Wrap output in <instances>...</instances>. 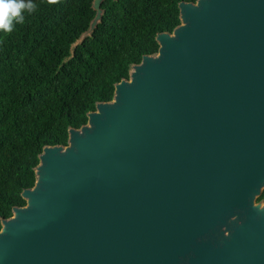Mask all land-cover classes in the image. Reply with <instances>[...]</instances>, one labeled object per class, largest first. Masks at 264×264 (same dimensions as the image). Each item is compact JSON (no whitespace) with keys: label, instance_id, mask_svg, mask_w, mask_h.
<instances>
[{"label":"water","instance_id":"water-1","mask_svg":"<svg viewBox=\"0 0 264 264\" xmlns=\"http://www.w3.org/2000/svg\"><path fill=\"white\" fill-rule=\"evenodd\" d=\"M177 9L111 101L41 149L0 264H264V0Z\"/></svg>","mask_w":264,"mask_h":264},{"label":"trees","instance_id":"trees-1","mask_svg":"<svg viewBox=\"0 0 264 264\" xmlns=\"http://www.w3.org/2000/svg\"><path fill=\"white\" fill-rule=\"evenodd\" d=\"M92 0H32L11 33L0 31V220L24 206L43 147L65 146L96 103L112 99L131 65L155 55L154 37L178 24L177 4L196 0H105L99 23L73 48L94 16ZM255 202L264 203V188Z\"/></svg>","mask_w":264,"mask_h":264},{"label":"clouds","instance_id":"clouds-1","mask_svg":"<svg viewBox=\"0 0 264 264\" xmlns=\"http://www.w3.org/2000/svg\"><path fill=\"white\" fill-rule=\"evenodd\" d=\"M55 3L56 0H49ZM32 0H0V31L11 33L15 25L22 24L25 13L31 14L37 10Z\"/></svg>","mask_w":264,"mask_h":264}]
</instances>
